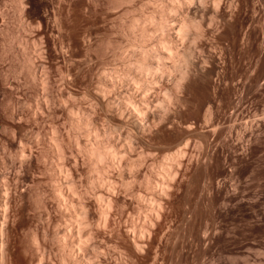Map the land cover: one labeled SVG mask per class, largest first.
I'll use <instances>...</instances> for the list:
<instances>
[{
  "label": "rangeland",
  "instance_id": "obj_1",
  "mask_svg": "<svg viewBox=\"0 0 264 264\" xmlns=\"http://www.w3.org/2000/svg\"><path fill=\"white\" fill-rule=\"evenodd\" d=\"M10 261L264 264V0H0Z\"/></svg>",
  "mask_w": 264,
  "mask_h": 264
},
{
  "label": "bare ground",
  "instance_id": "obj_2",
  "mask_svg": "<svg viewBox=\"0 0 264 264\" xmlns=\"http://www.w3.org/2000/svg\"><path fill=\"white\" fill-rule=\"evenodd\" d=\"M185 3H186V2H185ZM193 3H194V2H193ZM191 4H192V3H191ZM191 4H190V5H191ZM188 5H189V4H188ZM192 6H194V5H192ZM214 6H215V5H214ZM190 7H191V6H190ZM195 7H196V6H195ZM197 7H198V6H197ZM215 7H216V6H215ZM217 7H218V6H217ZM188 8H189V7H188ZM191 9H192V8H191ZM199 9H200V8H199ZM215 10H216V8H215ZM200 11H201V10H200ZM197 13H198V12H197ZM202 14H203V13H202ZM181 22H182V21H181ZM163 23H164V22H163ZM180 24H181V23H180ZM183 24H184V21H183ZM185 24H186V23H185ZM161 25H162V24H161ZM186 26H187V25H183V26L181 25V27H183V29H184L183 31H185ZM161 27H162V26H161ZM179 27H180V26H179ZM184 27H185V28H184ZM180 29H181V28H180ZM182 33H184V32H182ZM166 45H167V44H166ZM166 45H165V46H166ZM167 47H168V50H169L170 52H171V51L173 52L171 46H167ZM100 49H101V48H100ZM166 51H167V50H166ZM99 53H100V52H99ZM191 53H192V52H191ZM89 55H90V53H89ZM148 56H149V55H148ZM190 56H191V55H190ZM190 56H189V57H190ZM96 57H97V56H96ZM141 66H142V65H140V67H141ZM147 66H148V65H147ZM144 67H145V66H144ZM150 67L152 68V66H150ZM150 67H149V68H150ZM185 67H186V66H185ZM153 68H154V67H153ZM182 68H183V67H182ZM146 69H147V68H146ZM105 70H106V69H105ZM150 70H151V69H150ZM102 71H103V70H102ZM144 71H145V70H144ZM135 72H136V71H135ZM181 72H182V71H181ZM100 73H101V72H100ZM106 73H107V71H106V72L104 71V74H106ZM186 73H187V72H186ZM102 74H103V73H102ZM164 74H165V73H164ZM102 76H103V75H102ZM106 76H107V75H106ZM106 76H105V77H106ZM180 77H181V76H180ZM68 78H69V77H68ZM163 78H164V77H163ZM97 84H98V83H97ZM122 84H123V83H122ZM117 85H118V84H117ZM127 87H128V86H127ZM163 87H164V86H163ZM100 88H101V86H100ZM97 90H98V89H97ZM101 90H102V89H101ZM103 90H104V88H103ZM105 90H107L106 87H105ZM95 91H96V90H95ZM146 91H147V90H146ZM167 92H168V91H167ZM167 92H166V93H167ZM107 93H108V92H107ZM148 93H149V92H148ZM100 94H101V93H100ZM103 94H104V92H103ZM108 94H109V93H108ZM168 94H169V92H168ZM169 95H170V94H169ZM142 96H143V95H142ZM166 96H167V95H166ZM144 97H145V96H144ZM167 97H168V96H167ZM151 100H152V99H151ZM140 102H141V101H140ZM143 102H144V101H143ZM151 102H152V101H151ZM170 102H171V101H170ZM108 104H109V103H108ZM138 105H139V104H138ZM138 105H137V106H138ZM144 105H145V104H144ZM148 105H150V104H148ZM155 106H156V105H155ZM159 106H160V105H159ZM126 107H127V106H126ZM140 107H141V106H140ZM147 107H148V106H147ZM168 107H169V106H168ZM132 108H133V107H132ZM160 108H161V107H160ZM137 109H138V111H139V108H137ZM147 110H149V109H147ZM121 111H123V109H122ZM124 111H125V109H124ZM134 111H135V110H134ZM134 111H133V112H132V111L130 112V110H129L130 113H128V112H126V113L129 114L128 117L132 120V123H133L132 125H134V127H135L138 131H141V130L144 128V123H145V122H143L142 120H140V119L142 118V116H141V118L139 119L138 116H137V115H139V114L136 115V113H135L136 111H135V112H134ZM138 111H137V113H138ZM140 112H141V110L139 111V113H140ZM146 112H148V111H146ZM144 113H145V112H144ZM123 114H124V113H123ZM141 114H142V113H141ZM141 114H140V115H141ZM163 114H164V113H163ZM126 115H127V114H126ZM153 115H154V112H153ZM159 115H160V113H159ZM144 116H145V118H147V119L152 118V115H150L149 113H148V114L145 113ZM139 117H140V116H139ZM154 117H156V116L154 115ZM129 118H128V119H129ZM78 119H79V118H78ZM128 119H127V120H128ZM142 119H143V118H142ZM144 120H146V119H144ZM154 120H155V118H154ZM154 120L152 119V122H153ZM78 121H79V120H78ZM87 121H88V120H87ZM129 121H130V120H129ZM146 121H149V120H146ZM90 122H91V121H90ZM149 123H150V122H149ZM156 124H157V123H156ZM129 125H130V124H129ZM148 125L150 126V124H148ZM78 126H79V125H78ZM145 126H146V125H145ZM109 127H110V126H109ZM132 127H133V126H132ZM147 127H148V126H147ZM97 128H98V127H97ZM119 128H120V127H119ZM130 128H131V127H130ZM120 129H121V128H120ZM114 130H115V129H114ZM122 130H123V129H122ZM134 131H135V130H134ZM145 132H146V131H145ZM148 132H149V131H148ZM150 132H151V131H150ZM118 133H119V132H118ZM148 134H149V133H148ZM91 147H92V146H91ZM95 148H98V147H94L93 149L95 150ZM93 149H92V150H93ZM97 150H98V151H97ZM131 151H132V149H131ZM94 152H95V151H94ZM96 152L98 153V154L96 153V154H97L96 156H98V155H99L100 157L102 156V155H101L102 153L100 154V149H99V148L96 149ZM120 152H121V151H120ZM112 153H113V152H112ZM115 153H116V152H115ZM124 153H125V152H124ZM89 155H90V154H89ZM116 155H117V154H116ZM119 155H120V154H119ZM91 156H92V155H91ZM103 156H104V155H103ZM103 156H102V157H103ZM114 156H115V155H114ZM116 157H118V156H116ZM103 158H105V157H103ZM113 158H114V157H113ZM101 159H102V158H101ZM105 159L107 160V158H105ZM109 159H110V158H109ZM117 159H118V158H117ZM99 162H100V160H99ZM102 162H103V161H102ZM119 162H120V161H119ZM97 163H98V162H97ZM105 167H106V166H105ZM99 170H100V169H99ZM108 184H109V183H108ZM114 184H115V183H114ZM112 185H113V183H112ZM73 189H74V188H73ZM74 190H75V189H74ZM114 191H115V189H114ZM74 194H75V193H74ZM125 194H126V193H125ZM74 196H75V195H74ZM76 197H77V195H76ZM79 198H80V197H79ZM99 198H100V197H99ZM111 198H112V196H111ZM39 199H40V198H39ZM78 200H79V199H78ZM80 200H81V199H80ZM105 200H106V199H105ZM115 201H116V200H115ZM7 202H8V201H7ZM110 202H111V201H110ZM2 204H3V203H2ZM4 204H5V203H4ZM72 204H73V203H72ZM104 204H106V203H104ZM3 207H4V206H3ZM79 207H80V206H79ZM82 207H83V205H82ZM82 207H81V208H82ZM109 207H110V206H109ZM36 208H37V207H36ZM115 208H116V207H115ZM118 208H119V207H118ZM43 209H44V208H43ZM45 209H46V208H45ZM82 209H83V208H82ZM102 209H103V208H102ZM102 209H101V210H102ZM106 209H107V208H106ZM110 209H111V207H110ZM3 210H5V209H3ZM6 210H7V209H6ZM6 210H5V211H6ZM83 210H84V209H83ZM86 210H87V208H86ZM103 210H104V209H103ZM112 210H113V209H112ZM104 211L107 213L106 210H104ZM39 212H40V211H39ZM80 212L83 213L82 211H80ZM85 212H86V211H85ZM85 212H84V213H85ZM102 212H103V211H102ZM108 212H109V211H108ZM1 213H2V212H1ZM76 213H77V211H76ZM88 213H89V212H88ZM100 213H101V212H100ZM103 213H104V212H103ZM106 213H104V218H105V215H108V216H109V213H107V214H106ZM117 213H118V212H117ZM156 213H157V212H156ZM156 213H155V214H156ZM18 214H19V213H18ZM77 214H78V213H77ZM86 214H87V212H86ZM113 214H114V213H113ZM4 215H6V214H4ZM83 215H84V214H83ZM89 215H90V214H89ZM110 215H111V214H110ZM123 215H124V214H123ZM157 215H158V214H157ZM78 216H79V215H78ZM80 216H82V215H80ZM85 216H86V215H85ZM85 216H84V217H85ZM100 216H101V215H99V219H100ZM102 216H103V214H102ZM158 216H159V215H158ZM82 217H83V216H82ZM84 217H83V218H84ZM121 217H122V216H121ZM146 217H147V216H146ZM4 218H6V217H4ZM99 219H98V220H99ZM106 219H107V217H106ZM147 219H149V218H147ZM4 220H6V219H4ZM81 220H82V218H81ZM83 220H84V219H83ZM86 220H87V218H86ZM88 220H89V219H88ZM92 220H93V219H92ZM104 220H105V219H104ZM126 220H127V219H126ZM133 220H134V219H133ZM77 221H78V220H77ZM101 221H102V219H101ZM106 221H109V219L106 220ZM106 221H105V222H106ZM86 222H87V221H86ZM98 222H99V221H98ZM78 223H79V221H78ZM82 223H83V222H82ZM103 223H104V222H103ZM133 223H134V222H133ZM87 224H88V223H86V224L83 223V226H84V225H87ZM92 224H93V223H92ZM100 224H101V223H100ZM3 225H4V224H3ZM81 225H82V224H81ZM90 225H91V222H90L89 226H90ZM105 225H107V224L105 223ZM37 226H38V225H37ZM67 226H68V225H67ZM99 226H100V225H99ZM107 226H108V225H107ZM107 226H106V227H107ZM61 227H62V226H61ZM87 227H88V226H87ZM90 227H91V226H90ZM103 227H104V226H103ZM136 227H137V226H136ZM1 228H2V227H1ZM4 228H6V227H4ZM29 228H30V227H29ZM104 228H105V227H104ZM66 229H67V228H66ZM66 229H65V230H66ZM87 229H88V228H87ZM87 229H86V230H87ZM106 229H107V228H106ZM133 229H134V228H133ZM133 229H132V230H133ZM7 230H8V229H7ZM7 230H6V231H7ZM12 230H13V229H12ZM33 230H34V229H33ZM54 230H55V229H54ZM56 230H57V229H56ZM84 230H85V229H84ZM110 230H111V229H110ZM148 230H149V229H148ZM148 230H147V231H148ZM10 231H11V230H10ZM79 231H80V230H79ZM88 231H89V230H88ZM91 231H92V230H91ZM144 231H145V229H144ZM152 231H153V230H152ZM132 232H133V231H132ZM1 233L4 234V230H3V232H1ZM7 233H8V232H7ZM37 233H38V232H37ZM58 233H59V232H58ZM85 233H86V232H85ZM87 233H88V232H87ZM92 233H93V232H92ZM133 233H134V232H133ZM80 234H82V233H80ZM88 234H90V233H88ZM96 234H97V233H96ZM7 235H8V234H7ZM34 235H35V234H34ZM53 235H54V234H53ZM66 235H67V234H66ZM8 236H10V234H9ZM61 236H62V235H61ZM73 236H74V235H73ZM78 236H79V235H78ZM86 236H87V235H86ZM36 237H38V236H36ZM36 237H35V238H36ZM68 237H69V236H68ZM81 237H82V236H81ZM90 237H91V236H90ZM92 237H93V236H92ZM1 238H2V237H1ZM85 238H86V237H85ZM87 238H88V236H87ZM6 239H7V237H6ZM9 239H10V238H9ZM58 239H59V238H58ZM80 239H81V238H80ZM102 239H103V238H102ZM1 240H2V239H1ZM10 240H11V239H10ZM60 240H61V239H60ZM87 240H89V238H88ZM141 240H142V239H141ZM32 241H33V240H32ZM35 241H36V240H35ZM66 241H67V240H66ZM136 241H137V240H136ZM33 242H34V241H33ZM103 242H105V241H103ZM1 243H2V242H1ZM6 243H7V242H6ZM37 243H38V242H37ZM78 243H80V242H78ZM89 243H90V242H89ZM138 243H139V242H138ZM8 244H9V243H8ZM38 244H39V243H38ZM66 244H67V243H66ZM98 244H99V243H98ZM135 244H136V243H135ZM146 244H147V243H146ZM2 245H3V243H2ZM2 245H1V247H2ZM5 245H6V244H5ZM39 245H40V244H39ZM64 245H65V244H64ZM74 245H75V244H74ZM80 245H81V244H80ZM80 245H79V247H80ZM94 245H95V244H94ZM94 245H93V246H94ZM136 245H137V244H136ZM144 245H145V244H144ZM68 246H69V245H68ZM72 246H73V245H72ZM75 246H76V245H75ZM77 246H78V245H77ZM84 246H85V245H84ZM86 246H87V245H86ZM89 246H90V245H89ZM115 246H116V245H115ZM4 247H5V246H4ZM6 247H7V245H6ZM6 247H5V249H6ZM69 247H71V246H69ZM9 248H10V247H9ZM9 248H8V249H9ZM38 248H40V247H38ZM73 248H74V247H73ZM82 248H84V247H82ZM3 249H4V248H3ZM64 249H65V248H64ZM74 249H75V248H74ZM85 249H86V248H85ZM91 249H92V248H91ZM95 249H96V248H95ZM10 250H12V249H10ZM10 250H9V251H10ZM69 250H70V249H69ZM80 250H81V248H80ZM2 251H3V250H2ZM5 251H6V250H5ZM9 251H8V250L6 251V254H7V255H8L7 252H9ZM64 251H65V250H64ZM73 251H74V250H73ZM85 251H86V250H85ZM100 251H101V249H100ZM100 251H99V252H100ZM44 252H45V251H44ZM83 252H84V251H83ZM99 252H98V253H99ZM102 252H103V251H102ZM119 252H120V251H119ZM63 253H64V252H63ZM72 253H73V252H72ZM2 254H3V253L1 252V255H2ZM11 254H12V253H11ZM69 254H70V252H69ZM73 254H74V253H73ZM84 254H85V252H84ZM94 254H95V252H94ZM96 254H97V253H96ZM102 254H103V253H102ZM102 254H101V255H102ZM86 255H87V254H86ZM89 255H90V254H89ZM97 255H98V254H97ZM99 255H100V254H99ZM84 256H85V255H84ZM2 257H3V256H2ZM9 257H10V256H9ZM12 257H13V256H11L10 258H12ZM31 257H32V256H31ZM62 257H63V256H62ZM79 257H80V256H79ZM86 257H87V256H86ZM86 257H85V258H86ZM123 257H124V256H123ZM75 258H77V257H75ZM100 258H101V257H100ZM2 259H3V258H2ZM4 259H5V258H4ZM4 259H3V262H5ZM6 259L8 260V257H7V256H6ZM73 259H74V258H73ZM78 259H79V258H78ZM10 260H12V259H10ZM42 260H43V259H42ZM80 260H81V257H80V259H79V262H80ZM88 260H90V259H88ZM63 261H64V260H63ZM77 261H78V260H77ZM81 261H83V260H81ZM91 261H93V260H91ZM3 262H2V263H3ZM6 262H7V261H6ZM10 262H11L10 264H12V261H10ZM39 262H40V261H39ZM86 262H87V261H86ZM0 263H1V262H0ZM77 263H78V262H77ZM80 263H81V262H80ZM3 264H5V263H3ZM64 264H65V263H64Z\"/></svg>",
  "mask_w": 264,
  "mask_h": 264
}]
</instances>
